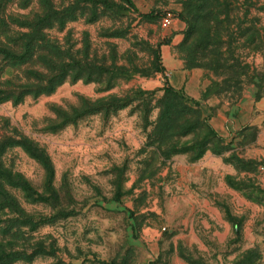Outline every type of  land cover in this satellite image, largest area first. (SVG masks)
<instances>
[{"label":"rangeland","instance_id":"1","mask_svg":"<svg viewBox=\"0 0 264 264\" xmlns=\"http://www.w3.org/2000/svg\"><path fill=\"white\" fill-rule=\"evenodd\" d=\"M9 2L70 70L0 103V264H264V0Z\"/></svg>","mask_w":264,"mask_h":264},{"label":"trees","instance_id":"2","mask_svg":"<svg viewBox=\"0 0 264 264\" xmlns=\"http://www.w3.org/2000/svg\"><path fill=\"white\" fill-rule=\"evenodd\" d=\"M208 1L216 2L215 6L218 9L223 8L225 5L220 2L221 0ZM9 6V0H0V61L13 62V66H22L25 72L32 70V62H34V59L40 51L44 52V55H42L43 59L36 62L39 65L36 70V75L25 73L26 79L37 81L35 89H31V84L23 82L22 91L17 92V95L15 91L12 90L0 92V103L7 100L20 103L23 102L28 95H50L66 81L70 69L66 64L56 66L53 62L48 61H51L52 57H55V53L57 54V52L55 51V45L52 40L48 38L49 35L45 34V31L52 29L55 22L64 24V22H67L69 19H66V17L54 19L52 16H47L44 19H36L31 22L27 21L22 14L19 15V17H12L9 15ZM200 11V8L198 9L193 3L188 4V14L192 16L190 20L191 24L193 21L203 18L199 15ZM182 17L185 18L183 15ZM192 26L194 25L192 24ZM32 27L33 29L39 30L38 34L40 37H37L38 35L26 36L24 32H22L26 28ZM39 42H41V44ZM167 90L168 92L176 93L172 87H169Z\"/></svg>","mask_w":264,"mask_h":264},{"label":"built area","instance_id":"3","mask_svg":"<svg viewBox=\"0 0 264 264\" xmlns=\"http://www.w3.org/2000/svg\"><path fill=\"white\" fill-rule=\"evenodd\" d=\"M263 168H264V166H263Z\"/></svg>","mask_w":264,"mask_h":264}]
</instances>
